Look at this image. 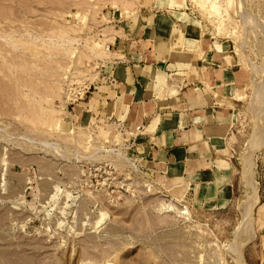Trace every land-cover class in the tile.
Returning <instances> with one entry per match:
<instances>
[{"label":"rangeland","instance_id":"374dc122","mask_svg":"<svg viewBox=\"0 0 264 264\" xmlns=\"http://www.w3.org/2000/svg\"><path fill=\"white\" fill-rule=\"evenodd\" d=\"M234 1L220 2L237 19L230 35L216 27L210 0H190L197 24L230 42L247 75L223 145L226 192L200 197L197 187L179 197L182 178L162 185L104 151L120 147L132 158L118 124L75 109L97 76V40L107 42L117 1L0 0V34L19 42L4 53L9 38L0 36L13 64L9 73L0 59V264H264V0H241L251 25ZM50 40L69 51L45 49ZM40 107L54 111L58 128L31 121Z\"/></svg>","mask_w":264,"mask_h":264},{"label":"crops","instance_id":"0c3cea01","mask_svg":"<svg viewBox=\"0 0 264 264\" xmlns=\"http://www.w3.org/2000/svg\"><path fill=\"white\" fill-rule=\"evenodd\" d=\"M116 1L104 15L107 51L97 58V76L75 109L118 124L131 159L147 177L170 180L172 187L182 178L186 189H200V197L211 186L224 194L230 168L223 145L238 86L247 77L233 46L197 24L190 0ZM123 8L130 9L127 15ZM260 172L264 180V152Z\"/></svg>","mask_w":264,"mask_h":264},{"label":"bare ground","instance_id":"6f19581e","mask_svg":"<svg viewBox=\"0 0 264 264\" xmlns=\"http://www.w3.org/2000/svg\"><path fill=\"white\" fill-rule=\"evenodd\" d=\"M223 1H225V3L228 1V0H223ZM220 2H222V0H210V4H211V6H212V8H214V18H216L217 20H214V22H216L217 24H216V27H220V26H224V28H225V32H226V34H230V35H233L234 33H236V29H235V27H233V26H231L230 25V23L231 22H237V19H233L232 17H231V14H230V12H229V9H228V6H229V3L226 5L224 2H223V5H221L220 4ZM129 3V2H128ZM218 3H219V5H218ZM234 3L236 4V9H238V15H239V17L241 18V19H247V20H249V23H250V25H251V22H252V19H251V16H250V13H248L245 9H243V7L241 6V0H235L234 1ZM126 4H127V2H126ZM126 4H125V6H126ZM218 5V6H215V5ZM130 5V4H129ZM124 9V8H123ZM62 12V11H61ZM244 23V22H243ZM255 23H256V21H255ZM255 23H254V26H255ZM257 25H258V23H257ZM260 25V24H259ZM252 26H253V24H252ZM260 27V26H259ZM108 28V27H107ZM109 28H111V27H109ZM108 28V29H109ZM252 28V27H251ZM106 29V28H105ZM104 29V30H105ZM106 31V30H105ZM109 32V31H108ZM11 31L9 32V33H7L6 35H4L5 33H3V34H0V36L2 37V38H4V41H5V39H6V37L7 38H9V40H7L5 43H7V45H9L8 47L10 48V49H8V48H6V49H4V53H10L11 52V50L13 49V50H15V49H17V46L19 45L18 43L19 42H17V41H15L14 39H12L11 38ZM103 33V32H102ZM106 33V32H105ZM111 33V32H110ZM8 34H10V35H8ZM54 34V33H53ZM59 34H57L56 36H58ZM49 37V36H48ZM58 37H60V35L58 36ZM63 37V36H62ZM29 39H26L24 42H25V44L28 42L29 44H32V43H34L36 40H32L30 37H28ZM37 38H39V36L37 37ZM50 38V37H49ZM42 39V38H41ZM62 40V39H61ZM65 40V39H64ZM69 40V39H68ZM87 40V39H86ZM67 41V40H66ZM56 42V41H55ZM53 40H50L49 42H47V44L44 42L43 43V45H44V48L46 49H49V51H50V49L51 50H57L58 49V52H63V51H65V52H67V51H69V47H65V48H63L61 45L59 46V45H57L56 43H55ZM62 42H63V40H62ZM95 42V41H94ZM93 42V43H94ZM100 42H102V41H100ZM27 43V44H28ZM22 45V44H21ZM24 45V44H23ZM94 45H96V43L94 44ZM97 45H98V47L100 48L99 50L98 49H96V47H94L93 48V51L95 52V50H98V52L99 53H97V54H94V57H98V55H99V57L100 56H102V55H104L105 53H106V51H107V44L106 43H102V44H100V43H98V40H97ZM26 46V45H25ZM30 46V45H29ZM41 46V45H40ZM65 46V45H64ZM93 46V45H92ZM6 47V46H5ZM36 47V46H35ZM3 48V47H2ZM2 48H0V59H1V61H3V62H6V67H7V69H8V72L9 73H11V71H12V65L13 64H11L9 61H7V58H6V54H3V52H2ZM38 48V47H37ZM89 49H91L92 47H88ZM28 49V48H27ZM95 49V50H94ZM91 51V50H90ZM34 54V53H33ZM38 54V53H37ZM36 55V54H35ZM97 55V56H96ZM9 56H10V54H9ZM98 57V58H99ZM107 57V56H106ZM9 58V57H8ZM101 59V58H100ZM9 60V59H8ZM9 62V63H8ZM8 63V64H7ZM59 65V64H58ZM9 77V76H8ZM264 78V77H263ZM89 79V78H88ZM263 89V88H262ZM261 89V90H262ZM35 91V90H34ZM263 91V90H262ZM59 92V91H58ZM239 93V92H238ZM256 93V92H255ZM258 93V92H257ZM256 93V94H257ZM41 94V93H40ZM56 94H57V92H56ZM58 95H59V93H58ZM26 96H28V94L26 95ZM32 96H34V94L32 95ZM255 96H257V95H255ZM254 96V97H255ZM260 96V95H259ZM40 97V96H39ZM42 98V97H41ZM39 99V100H37V102H38V104L41 106V107H43L41 104H42V100H43V98L42 99ZM50 103V102H49ZM24 104V103H23ZM32 105V104H31ZM38 108V109H40L39 111L40 112H35L34 113V115L32 114V116H33V118L31 119V121L32 122H35V123H39V124H41V125H49V126H54V128H58L59 127V124L57 123V121L55 120V117H54V115H55V113H54V111H45L44 109H42V108ZM52 108V107H51ZM28 113V112H27ZM30 113H32V112H30ZM29 114V113H28ZM29 116V115H28ZM31 116V117H32ZM30 116L28 117V118H31ZM259 117H257V119H258ZM256 119V120H257ZM29 120V119H28ZM27 120V121H28ZM55 120V121H54ZM259 120V119H258ZM258 120H257V122H258ZM256 122V123H257ZM58 125V127H57V125ZM258 124V123H257ZM256 125V124H255ZM56 126V127H55ZM257 130H259V126H258V129ZM79 131V130H78ZM81 131H79V134H81V133H83V132H81ZM82 135H85L86 136V134H82ZM89 135V134H88ZM80 135H78V137H79ZM90 137H91V139H90ZM118 137V138H117ZM116 137V139L118 140L119 139V136H117ZM10 138V137H9ZM87 138L88 139H90V140H93V142H94V139L92 138V136L90 135L89 137L87 136ZM115 139V140H116ZM32 140V139H31ZM87 140V139H86ZM63 141V140H62ZM43 142V145H44V147H45V145L46 144H44V142H46L45 140L44 141H42ZM79 142V141H78ZM87 142H88V140H87ZM86 142V143H87ZM89 142H92V141H89ZM117 142V141H116ZM47 143V142H46ZM82 143H83V141H82ZM96 143V142H95ZM115 143V142H114ZM113 143V144H114ZM51 144V143H50ZM92 143H90V146H93V145H91ZM56 145V144H55ZM89 145V144H88ZM115 145V144H114ZM47 146V145H46ZM50 148L52 147L51 145H48ZM86 147H88L87 145H85ZM54 147V146H53ZM52 147V148H53ZM49 148V149H50ZM94 148H95V146H94ZM88 149V148H87ZM58 150V149H57ZM96 150V149H95ZM97 150H98V148H97ZM99 150H101V149H99ZM103 150V149H102ZM101 150V151H102ZM47 151V150H46ZM93 151V150H92ZM104 151H107V152H109V153H111V154H115V155H117V156H120V157H122L121 159L124 161V162H127V164L128 163H130V164H132V165H136L135 164V162L134 161H132L131 159H130V157H127L126 155H123L124 153H122V151H121V148L119 147V148H115V147H111V148H109V149H105ZM87 152V151H86ZM94 153V152H93ZM96 153V152H95ZM92 154V153H91ZM60 155V154H59ZM96 157V156H95ZM136 167V166H135ZM218 180V179H217ZM224 180H225V178L224 179H219L218 180V188H220L221 186H222V184H223V182H224ZM182 182H183V180H182ZM162 183V185H168L169 183H164L163 181L161 182ZM144 185L146 186V189H148L149 191H151V190H153V189H155V186L152 184V182H150V181H146V182H144ZM188 186V185H187ZM184 188V190L186 189V184H183L182 183V189ZM216 191V187L214 186H211L208 190H207V194L209 195V194H211V193H214ZM183 190L182 191H180V193L179 194H176V195H179V197H181L182 195H183ZM150 199V198H149ZM179 199V198H178ZM173 203L171 202V203H168V204H165V203H160V205L162 206V207H164V206H166V207H168V209H169V207H172L173 205H172ZM151 209V208H150ZM101 216H100V219H103L104 217H105V213H101L100 214ZM106 218V217H105ZM105 220V219H104ZM98 221H100V220H98ZM98 223H100V222H98ZM95 244V243H94ZM86 246V245H85ZM101 251V250H100ZM86 252V251H85ZM86 254H87V252H86ZM4 255V254H3ZM85 256V255H84ZM7 257V256H6ZM4 258V257H3ZM32 259V258H31ZM12 261V260H11ZM22 261V260H21ZM27 261V260H26ZM30 262V261H29ZM35 262V261H34ZM27 263V262H26ZM11 264V263H10ZM18 264V263H17ZM36 264V263H35Z\"/></svg>","mask_w":264,"mask_h":264}]
</instances>
